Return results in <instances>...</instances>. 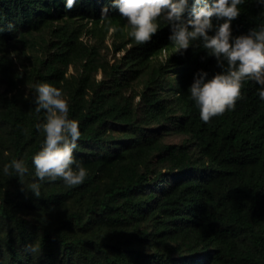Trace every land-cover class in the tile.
Returning <instances> with one entry per match:
<instances>
[{
    "label": "trees",
    "instance_id": "16d2710c",
    "mask_svg": "<svg viewBox=\"0 0 264 264\" xmlns=\"http://www.w3.org/2000/svg\"><path fill=\"white\" fill-rule=\"evenodd\" d=\"M112 3L75 0L66 10V0H0V264H264L261 86L244 81L234 110L204 123L190 86L199 71H223L216 58L200 41L174 53L162 20L138 45ZM238 7L233 38L264 27V5ZM223 22L213 18L209 35ZM111 26L115 50L130 47L109 64L81 35L101 31L103 41ZM41 31L42 52L17 63L13 51ZM40 83L62 91L79 124L73 157L88 173L80 185L35 176L47 116L35 111ZM166 134L184 138L166 143ZM14 159L28 168L23 178L4 171Z\"/></svg>",
    "mask_w": 264,
    "mask_h": 264
},
{
    "label": "clouds",
    "instance_id": "9594fccd",
    "mask_svg": "<svg viewBox=\"0 0 264 264\" xmlns=\"http://www.w3.org/2000/svg\"><path fill=\"white\" fill-rule=\"evenodd\" d=\"M243 3L244 0H193L190 18L186 21L181 18L188 0H113L112 7L127 21L128 34L138 45L151 42L160 27L158 21L162 20L170 25L168 39L174 53H182L193 42L200 41L208 54L216 58L223 71L211 79H206V72L199 71L190 86V96L199 108L200 119L208 123L213 117L234 110L236 102L242 98L244 81L260 85L258 95L264 101V27L235 38L231 33V21L240 15L238 6ZM257 3L264 5V0ZM74 6L75 0H66V10ZM108 12L107 7L101 9L102 20L108 19ZM213 18L224 22L215 26L214 34L209 35L214 28ZM108 30L114 34L118 29L111 26ZM36 93L35 111L39 113L43 109L47 116L46 121L37 126L43 129L45 139L32 158L35 176L40 182L60 179L69 187L80 185L88 173L73 157L80 138L79 124L69 119V105L60 89L40 83L36 85ZM9 169L20 178L28 172L22 160L14 159L6 165V174H10ZM30 188L40 197V183L34 182Z\"/></svg>",
    "mask_w": 264,
    "mask_h": 264
},
{
    "label": "rangeland",
    "instance_id": "374dc122",
    "mask_svg": "<svg viewBox=\"0 0 264 264\" xmlns=\"http://www.w3.org/2000/svg\"><path fill=\"white\" fill-rule=\"evenodd\" d=\"M81 23V28L83 30L90 31L93 24L90 21L78 22ZM91 32V31H90ZM49 35L47 31H41L35 33L31 39L32 43L29 46L18 45L16 51H13L14 57L17 63H21L22 60L26 61L29 57H32L34 54L38 55L42 52L43 43L47 40ZM81 40H83L88 45H95L101 54V58L104 62H108L109 64L120 61V58L125 54L127 48L130 47V44H127L125 48L120 51L115 50V45L119 44V41L114 39L113 33L109 31L106 33L103 41H101V31H97V33L90 34H82ZM167 51L163 50L158 56L157 60H165L167 56ZM101 77V73H98V78ZM184 138V135L180 134H166L164 136V142L166 143H180ZM156 158H154V161Z\"/></svg>",
    "mask_w": 264,
    "mask_h": 264
}]
</instances>
